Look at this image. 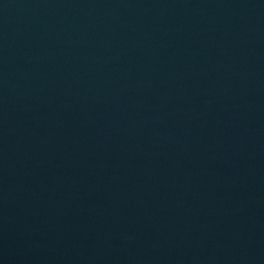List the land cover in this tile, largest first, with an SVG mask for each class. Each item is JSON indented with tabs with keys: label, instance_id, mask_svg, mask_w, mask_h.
Segmentation results:
<instances>
[{
	"label": "water",
	"instance_id": "1",
	"mask_svg": "<svg viewBox=\"0 0 264 264\" xmlns=\"http://www.w3.org/2000/svg\"><path fill=\"white\" fill-rule=\"evenodd\" d=\"M0 264H264V0H0Z\"/></svg>",
	"mask_w": 264,
	"mask_h": 264
}]
</instances>
